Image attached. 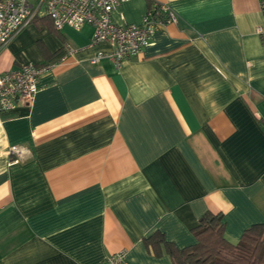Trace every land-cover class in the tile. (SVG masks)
Returning <instances> with one entry per match:
<instances>
[{
    "label": "crops",
    "instance_id": "1",
    "mask_svg": "<svg viewBox=\"0 0 264 264\" xmlns=\"http://www.w3.org/2000/svg\"><path fill=\"white\" fill-rule=\"evenodd\" d=\"M152 3L177 22L119 67L91 63L111 46L90 44L88 24L30 22L0 49V72L49 65L31 102L0 115V264H103L120 250L173 264L143 238L193 244L207 210L232 243L264 223L261 0H125L112 19L139 23Z\"/></svg>",
    "mask_w": 264,
    "mask_h": 264
},
{
    "label": "built area",
    "instance_id": "2",
    "mask_svg": "<svg viewBox=\"0 0 264 264\" xmlns=\"http://www.w3.org/2000/svg\"><path fill=\"white\" fill-rule=\"evenodd\" d=\"M122 1L125 0H0V49L34 18L48 16L56 30L66 26L78 30L84 24L90 25V44L108 42L111 46L109 51L96 53L91 63L108 57L119 67L147 45L161 25L177 22V14L166 3H152L139 23L118 24L111 14ZM261 10L264 12V0ZM48 67L21 63L0 72L1 116H9L19 105L31 102L38 91L39 74ZM103 264H127L124 251L107 255Z\"/></svg>",
    "mask_w": 264,
    "mask_h": 264
},
{
    "label": "trees",
    "instance_id": "3",
    "mask_svg": "<svg viewBox=\"0 0 264 264\" xmlns=\"http://www.w3.org/2000/svg\"><path fill=\"white\" fill-rule=\"evenodd\" d=\"M38 25L52 24L48 16L36 17ZM196 241L178 247L165 239L160 231L143 238L155 255L167 254L173 264H264V223H254L244 229L235 243L224 237V222L220 212L205 211L191 229Z\"/></svg>",
    "mask_w": 264,
    "mask_h": 264
},
{
    "label": "rangeland",
    "instance_id": "4",
    "mask_svg": "<svg viewBox=\"0 0 264 264\" xmlns=\"http://www.w3.org/2000/svg\"><path fill=\"white\" fill-rule=\"evenodd\" d=\"M31 23H34L37 27H39L37 21H32ZM38 44H40V42H38Z\"/></svg>",
    "mask_w": 264,
    "mask_h": 264
}]
</instances>
